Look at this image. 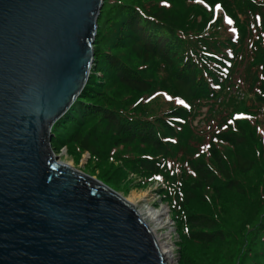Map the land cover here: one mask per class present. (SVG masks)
<instances>
[{
	"label": "trees",
	"instance_id": "16d2710c",
	"mask_svg": "<svg viewBox=\"0 0 264 264\" xmlns=\"http://www.w3.org/2000/svg\"><path fill=\"white\" fill-rule=\"evenodd\" d=\"M106 1L97 19L89 78L71 108L52 127L51 145L56 149L66 145L71 152H87L97 160L99 135L107 136L114 148L141 145V154L121 155L122 164L114 169L121 179L133 173L161 178L167 184L166 189H159L160 197L170 206L176 224L180 261L188 264L184 252L191 243L206 247L230 237L219 214L228 220L236 208L250 215L264 204V185L244 186L241 181L255 167L260 169L257 161L262 151L259 144L258 150L253 145L249 123L231 117L240 110L231 93L236 86L231 82L232 69L235 63L244 64L239 87L252 71L255 80L248 88L257 109L252 114L257 117L262 112L264 123V2L238 0L246 27L237 21L236 44L219 19L214 29L203 26L194 32L195 18L192 21L190 13L171 15L155 5L154 9L141 6L143 0H113L105 8ZM201 1L212 4L216 0ZM110 10L112 16L107 18ZM99 72L103 74L100 79ZM118 89L129 93L127 102L113 101ZM156 89L182 99L186 107L175 106L155 115L134 114L141 107L131 99ZM218 100L217 111L224 116L216 129L196 133L192 119L197 109ZM215 110L210 107L211 113L216 114ZM192 140L198 148L190 145ZM214 205L220 206L219 214ZM257 239H264V226Z\"/></svg>",
	"mask_w": 264,
	"mask_h": 264
},
{
	"label": "water",
	"instance_id": "95a60500",
	"mask_svg": "<svg viewBox=\"0 0 264 264\" xmlns=\"http://www.w3.org/2000/svg\"><path fill=\"white\" fill-rule=\"evenodd\" d=\"M104 0H0V264H168L132 202L57 160Z\"/></svg>",
	"mask_w": 264,
	"mask_h": 264
},
{
	"label": "rangeland",
	"instance_id": "374dc122",
	"mask_svg": "<svg viewBox=\"0 0 264 264\" xmlns=\"http://www.w3.org/2000/svg\"><path fill=\"white\" fill-rule=\"evenodd\" d=\"M113 0H107L104 7L107 8L111 6ZM124 2H132L135 0H123ZM141 6L161 8L165 12H170L171 15L174 13L180 16H188L191 14L190 19L195 18L193 30L196 32L197 28L205 27L206 29H214V23L219 19L220 26L225 28L226 33H228L234 43H238L239 39V29L237 26V21L239 25H244L246 27V17L243 14L238 0H228L223 2L220 0L212 2V4H206L201 0H194L192 2H179L177 0H143ZM263 1L264 0H256ZM223 3V4H222ZM139 4V3H137ZM155 5L156 7H154ZM230 9L229 12L223 7ZM203 8L201 10V8ZM170 9V10H169ZM233 9V10H232ZM110 10L107 14L112 16ZM234 14V16L232 15ZM107 24V22H106ZM237 48V46H236ZM228 68L230 64L227 65ZM227 68V70H228ZM245 68L244 64L235 63L233 67V72L231 76V82L235 84V89L232 90V95L234 101L239 104L238 111L234 112L231 117L233 120H239L240 122H248V130L250 129L253 132V145L256 146L259 144L258 148L262 152V158L258 159L257 165H261L260 169L255 167V169L249 175H243L241 177L242 184L254 186L260 188L264 185V123L262 122V112H260L257 117H255L252 112H256L257 109L251 99L250 90L248 84H252L255 80V74L252 71L247 72L244 79V86H240L242 73ZM98 79H100L103 74L99 72ZM227 74L223 73V77ZM159 76L162 78L161 74ZM158 76L156 77L157 83ZM233 87V85H232ZM248 88V89H247ZM158 89L148 93L145 96L137 97L131 99L132 102L136 103L139 101L141 110L137 111L134 114L145 113L147 115H155L157 113H163L169 108L175 106H185L186 103L178 98L173 97L168 92H159ZM116 95L113 97V101L121 103L123 101L127 102L129 96L127 92L122 90H116ZM131 95V94H130ZM136 96V95H131ZM220 100L216 103L210 101V104H204L197 109L196 116L192 119V126L194 131L199 134H203L208 131H213L216 129L218 122H220L221 117L224 116L223 113L217 111L219 109ZM215 104V105H214ZM218 104V106H217ZM216 108L215 113L210 112V107ZM176 121V120H175ZM176 122L180 123L179 120ZM209 133V132H208ZM100 137V149L101 155L100 159H94L90 157L87 152H78L76 150H68V147L62 146L59 148H54L51 145L54 154L57 157V160L63 163H70L71 167L80 170L98 181L104 183L105 185L112 188L114 191L118 192L123 197L127 198L132 192L142 193L144 196L142 200L136 203V208L148 205L154 209L162 208L165 209L164 219L166 220V225L157 231V234L163 241L169 243L168 247L172 253V259L175 264H182L180 260L181 253L179 242L180 239L177 235L176 224L172 219V213L170 211V206L163 201L160 197L159 189L163 190L167 188V184L161 178H151V177H141L139 175L128 173V179H121L119 173L114 169V167L122 164V156H131L136 154H141L142 146L139 144H134L129 147H120L114 148L110 145L109 139L107 136L99 135ZM191 146L198 148L194 140L190 142ZM227 148V147H225ZM256 150H258L256 148ZM143 152V151H142ZM105 153V155H104ZM122 155V156H121ZM102 160V161H101ZM99 162L104 163V165L99 164ZM169 163V161H168ZM105 180V182L103 181ZM211 197L210 193H207ZM208 199V198H206ZM214 212H220V206L214 205ZM240 213H236V211ZM264 204H260L255 213L248 215V211L242 210L239 208L234 209V215L226 217V220L220 214L218 219L223 222L224 231L229 233L230 237L225 238V242L213 243L209 246L203 247L200 244L191 243L190 247L184 252L188 257V264H264V239H257L260 236V232L264 226ZM260 228V232L258 231ZM171 263V262H170Z\"/></svg>",
	"mask_w": 264,
	"mask_h": 264
},
{
	"label": "bare ground",
	"instance_id": "6f19581e",
	"mask_svg": "<svg viewBox=\"0 0 264 264\" xmlns=\"http://www.w3.org/2000/svg\"><path fill=\"white\" fill-rule=\"evenodd\" d=\"M66 164L71 166L70 163ZM143 196L144 195L142 193L132 192L126 199L132 202L133 206L136 208V203L140 202ZM136 210L139 213L140 217L143 219V221L149 226L151 232H153L158 246L161 250V253L164 257V260L168 264H175L172 259V253L168 247L169 243L163 241V239H161V237H159L157 234V231L166 225V220L164 219V207L154 209L153 207H150L148 205H143L136 208Z\"/></svg>",
	"mask_w": 264,
	"mask_h": 264
}]
</instances>
